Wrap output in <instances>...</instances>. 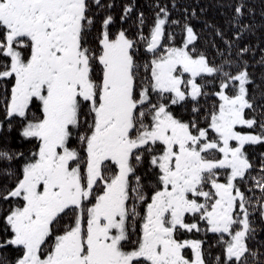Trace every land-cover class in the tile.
Masks as SVG:
<instances>
[{
    "label": "snow or ice",
    "instance_id": "snow-or-ice-1",
    "mask_svg": "<svg viewBox=\"0 0 264 264\" xmlns=\"http://www.w3.org/2000/svg\"><path fill=\"white\" fill-rule=\"evenodd\" d=\"M0 264H264V0H0Z\"/></svg>",
    "mask_w": 264,
    "mask_h": 264
},
{
    "label": "trees",
    "instance_id": "trees-1",
    "mask_svg": "<svg viewBox=\"0 0 264 264\" xmlns=\"http://www.w3.org/2000/svg\"><path fill=\"white\" fill-rule=\"evenodd\" d=\"M141 3H144L145 0H140ZM184 2H192V0H181V3H184Z\"/></svg>",
    "mask_w": 264,
    "mask_h": 264
}]
</instances>
